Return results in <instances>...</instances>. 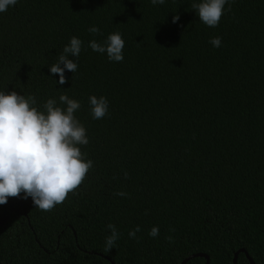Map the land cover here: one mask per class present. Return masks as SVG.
Instances as JSON below:
<instances>
[{
    "label": "trees",
    "instance_id": "16d2710c",
    "mask_svg": "<svg viewBox=\"0 0 264 264\" xmlns=\"http://www.w3.org/2000/svg\"><path fill=\"white\" fill-rule=\"evenodd\" d=\"M194 2L18 0L0 13V90L38 110L78 100L93 161L51 211L23 193L0 205V264H264V0H228L214 28ZM117 31L122 62L88 47ZM72 36L83 46L61 85L49 66ZM91 95L109 102L102 119ZM108 223L120 236L106 253Z\"/></svg>",
    "mask_w": 264,
    "mask_h": 264
},
{
    "label": "clouds",
    "instance_id": "9594fccd",
    "mask_svg": "<svg viewBox=\"0 0 264 264\" xmlns=\"http://www.w3.org/2000/svg\"><path fill=\"white\" fill-rule=\"evenodd\" d=\"M18 0H0V13L15 6ZM153 5L164 4L165 0H151ZM228 0H200L192 3L199 20L208 27H217L224 14ZM228 10H231L229 4ZM180 19L173 17V23ZM92 34H101L93 25L88 28ZM214 47H220L222 38L210 39ZM83 46V41L72 36L70 42L59 53L55 63L49 66L53 75H59V84L67 81L65 71L75 73L76 60ZM125 41L120 32L110 33L103 42L92 39L88 43L93 51L107 54L109 61L122 62ZM57 100L49 98L43 104V110L36 107L35 96H25L16 90H0V205L6 204L9 197L32 198L35 208L51 211L62 204L69 193H75L83 183L93 161L85 159L81 145H87L89 138L85 126L75 116L80 109L78 100L66 94ZM89 106L93 119H102L108 114L109 102L106 97L91 95ZM128 174L125 173V178ZM116 195L126 196L123 191ZM147 214V211L145 212ZM110 234L105 237L104 251L110 252L119 239L120 233L112 223L106 225ZM173 230V229H170ZM139 225L129 231L132 239H138ZM149 235H159L158 226H153ZM171 242V237H166Z\"/></svg>",
    "mask_w": 264,
    "mask_h": 264
},
{
    "label": "water",
    "instance_id": "95a60500",
    "mask_svg": "<svg viewBox=\"0 0 264 264\" xmlns=\"http://www.w3.org/2000/svg\"><path fill=\"white\" fill-rule=\"evenodd\" d=\"M5 219H6V216H1V217H0V223L4 222ZM245 254L247 255V253H245ZM200 255H202V254H200ZM193 256H194V255H191V256L186 257V258L181 262V264H185V263L190 259V257H193ZM247 256H248V255H247ZM205 257H206V264H209L208 256H205ZM248 258H249L251 264H255L249 256H248ZM235 263H236V255H235L234 258H233V264H235ZM111 264H114V263H111Z\"/></svg>",
    "mask_w": 264,
    "mask_h": 264
}]
</instances>
